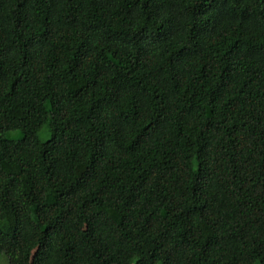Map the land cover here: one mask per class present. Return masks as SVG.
Returning <instances> with one entry per match:
<instances>
[{"label": "trees", "instance_id": "obj_1", "mask_svg": "<svg viewBox=\"0 0 264 264\" xmlns=\"http://www.w3.org/2000/svg\"><path fill=\"white\" fill-rule=\"evenodd\" d=\"M1 254L264 264V0H0Z\"/></svg>", "mask_w": 264, "mask_h": 264}, {"label": "rangeland", "instance_id": "obj_2", "mask_svg": "<svg viewBox=\"0 0 264 264\" xmlns=\"http://www.w3.org/2000/svg\"><path fill=\"white\" fill-rule=\"evenodd\" d=\"M9 135L13 138H16L19 135V133L16 131H12L9 133ZM47 135H48V133H46V132H40L39 138L45 139L47 137ZM0 264H6L5 256L3 254L0 255Z\"/></svg>", "mask_w": 264, "mask_h": 264}]
</instances>
